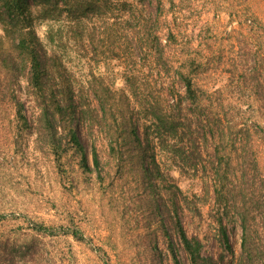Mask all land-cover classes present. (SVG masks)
<instances>
[{"label": "rangeland", "instance_id": "obj_1", "mask_svg": "<svg viewBox=\"0 0 264 264\" xmlns=\"http://www.w3.org/2000/svg\"><path fill=\"white\" fill-rule=\"evenodd\" d=\"M4 1L0 264H191L179 224L199 241L201 258L237 264L242 230L232 206L240 196L228 194L217 211L214 140L205 118L219 114L222 131L247 143L256 197L264 201V0H55L48 7L28 0L32 27L63 66L62 87L93 110L74 122L80 148L62 128L54 147L47 141L39 101L6 33ZM184 78L206 112L187 99ZM152 112H166L174 127L164 147L150 137L143 150ZM187 137L199 144L192 168L180 165L178 146ZM148 154L159 168L152 173ZM230 158V167L220 169L227 190L236 166L232 150ZM219 217L232 252L223 247Z\"/></svg>", "mask_w": 264, "mask_h": 264}, {"label": "trees", "instance_id": "obj_2", "mask_svg": "<svg viewBox=\"0 0 264 264\" xmlns=\"http://www.w3.org/2000/svg\"><path fill=\"white\" fill-rule=\"evenodd\" d=\"M30 1L37 7H48L56 3L55 0ZM27 6L28 0H5L2 3L1 15L3 19L7 21L6 26L8 28L6 27V33L7 35L11 33L9 37L12 46L24 64L23 67L26 72L29 89L33 91L39 101L40 115L38 121L43 122L45 137L53 147L56 145L55 142L57 141V130L62 128L63 131L67 130L68 141L72 145L80 148V142L74 128L76 123L74 122H84L86 114L93 110H90V104L82 105L73 97H68L67 90H64V87H62L63 85H61L63 79H65V76L61 73V67L63 66L56 55H48L32 27V20L29 18V14L26 13ZM152 42L159 48V56L162 57V55H164V50L158 38H154ZM15 66L16 64L14 62H10L8 66L9 70L14 72ZM250 77L252 80L256 78L255 75H251ZM183 83L186 97L190 103L198 110L200 109L201 112H206L203 105L201 107L199 106L201 97L194 88L192 80L184 78ZM60 86L61 88H58ZM76 109H78V111ZM94 116L92 114L91 118H88L91 123L94 121ZM149 121V125L144 126L145 143L143 150L145 147H151V141H148L150 137H152L153 140H158L157 145L159 148L164 147V145L167 144L166 138H168L170 134L168 131L171 127H174L173 123L175 121L166 114V112H163L161 116L159 113L155 115L152 112V118ZM205 121V126L210 130L211 137L214 140L213 164L215 165V171L211 180L217 211H220V209L222 211V208L228 204V194H233V197L238 198L240 196V201L237 203L234 201V205L232 206L234 213H236L240 220L242 230V258L239 259L237 264H264V201L260 203V200L257 199L258 196L256 197L257 193L254 184L257 171L251 156L248 154V149L246 147L247 143L243 142L241 135L239 140V136L235 135V137H228V135L222 131L225 128L222 125V118L219 114H215L212 118H209L207 115ZM180 122L181 121L178 123ZM65 123H67L66 126L64 125ZM72 123H74L73 126ZM76 125L79 126V124ZM130 129L131 135L135 136L138 140L133 125ZM180 142L181 144L178 146V152L181 156L180 165H183L184 168L195 167L196 164H194L193 159L194 150H198L199 144L196 142L191 143L188 137L185 140L181 139ZM154 145L156 144L154 143ZM109 148L113 150L111 144ZM230 150L236 153V158L234 159V164L236 166L229 171V175L227 176H231L233 179L232 183L229 185L230 188L227 190L226 184L222 183L223 174L220 175V169L223 163L230 167L229 160H232L230 158ZM148 155L154 167L148 168L147 171L152 173L154 169L158 170L159 168L154 155ZM143 157H147V154H143ZM91 158L93 165L98 168V154L95 149L92 150ZM84 167L88 169L86 165ZM220 214L222 215V212ZM217 224L219 226V233L224 249L227 252H232L226 228L222 224V217L218 218ZM178 231L183 247L189 255L191 264H205L207 262L212 264V261L199 256V241L189 240L180 224L178 225ZM72 235L75 238L77 237L76 233Z\"/></svg>", "mask_w": 264, "mask_h": 264}]
</instances>
